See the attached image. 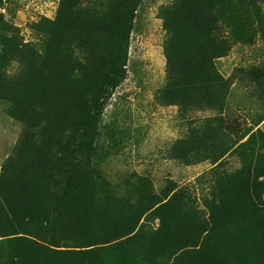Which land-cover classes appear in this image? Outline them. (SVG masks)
<instances>
[{
  "label": "trees",
  "instance_id": "trees-1",
  "mask_svg": "<svg viewBox=\"0 0 264 264\" xmlns=\"http://www.w3.org/2000/svg\"><path fill=\"white\" fill-rule=\"evenodd\" d=\"M85 1L61 0L55 20L38 25L48 38L41 66L25 54L32 49L18 29H0V73L17 57L31 63L7 94L25 135L0 171V264H264L261 130L232 152L240 167L218 177L208 213L185 189L170 198L176 186L148 190L145 177L134 207L101 189L91 153L99 135L95 104L101 109L123 80L142 0ZM161 14V103L223 112L235 77H225L217 60L236 45L264 40V0H176ZM241 71L264 98V65ZM213 120L175 142L173 157L193 162L218 151L222 158L232 146L219 151L215 133L246 136L240 122Z\"/></svg>",
  "mask_w": 264,
  "mask_h": 264
},
{
  "label": "rangeland",
  "instance_id": "rangeland-1",
  "mask_svg": "<svg viewBox=\"0 0 264 264\" xmlns=\"http://www.w3.org/2000/svg\"><path fill=\"white\" fill-rule=\"evenodd\" d=\"M60 1L0 0V29L3 26L18 29L20 40L32 49L25 54L40 66L48 38L38 25L46 19L55 20ZM175 2L142 0L134 10L123 80L107 95L101 109L99 103L95 104L99 135L91 146V153L101 189L108 196L123 195L129 207L136 205L145 177L148 190L162 194L176 186L168 194L170 198L176 191L185 189L195 205L208 213L206 204L212 198L218 177L240 167L239 158L232 152L252 133L264 132V98L246 72L241 71L264 65V40L258 38L251 46L236 45L227 56L217 60L225 77H235L223 112L165 106L160 101V92L167 83L166 32L161 9ZM93 3L94 0L85 1L89 6ZM25 60L15 58L0 73V171L25 135L24 124L11 116L7 97L31 68V63ZM96 91L92 90L91 98L96 97ZM210 119L240 122L246 136L215 133L220 140L216 143L219 151L223 146H232L222 158H217L218 151L205 153L200 161L193 162L173 157L174 143L186 138L192 130L204 128ZM81 133L82 129L78 135ZM261 198L264 203V191Z\"/></svg>",
  "mask_w": 264,
  "mask_h": 264
}]
</instances>
